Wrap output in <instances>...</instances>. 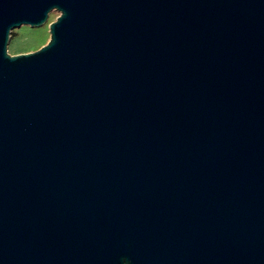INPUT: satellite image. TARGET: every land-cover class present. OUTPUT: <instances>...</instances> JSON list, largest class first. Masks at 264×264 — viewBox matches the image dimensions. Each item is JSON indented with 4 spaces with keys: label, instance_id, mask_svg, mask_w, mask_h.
Returning <instances> with one entry per match:
<instances>
[{
    "label": "water",
    "instance_id": "water-1",
    "mask_svg": "<svg viewBox=\"0 0 264 264\" xmlns=\"http://www.w3.org/2000/svg\"><path fill=\"white\" fill-rule=\"evenodd\" d=\"M0 264H264V0H0Z\"/></svg>",
    "mask_w": 264,
    "mask_h": 264
},
{
    "label": "rangeland",
    "instance_id": "rangeland-1",
    "mask_svg": "<svg viewBox=\"0 0 264 264\" xmlns=\"http://www.w3.org/2000/svg\"><path fill=\"white\" fill-rule=\"evenodd\" d=\"M59 16L57 11L49 14L47 21L39 27L21 25L13 28L7 43V54L15 56L32 53L44 46L49 38V25Z\"/></svg>",
    "mask_w": 264,
    "mask_h": 264
}]
</instances>
